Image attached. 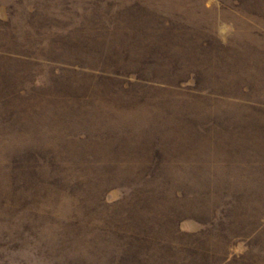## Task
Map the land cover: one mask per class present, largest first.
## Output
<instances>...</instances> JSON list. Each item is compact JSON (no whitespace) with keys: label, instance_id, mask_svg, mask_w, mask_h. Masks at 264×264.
Listing matches in <instances>:
<instances>
[{"label":"rangeland","instance_id":"obj_1","mask_svg":"<svg viewBox=\"0 0 264 264\" xmlns=\"http://www.w3.org/2000/svg\"><path fill=\"white\" fill-rule=\"evenodd\" d=\"M0 264H264V0H0Z\"/></svg>","mask_w":264,"mask_h":264}]
</instances>
